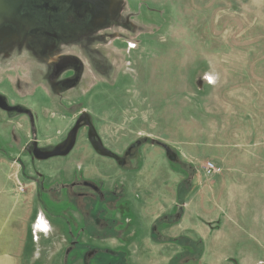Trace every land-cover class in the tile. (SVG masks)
Here are the masks:
<instances>
[{"label": "rangeland", "instance_id": "1", "mask_svg": "<svg viewBox=\"0 0 264 264\" xmlns=\"http://www.w3.org/2000/svg\"><path fill=\"white\" fill-rule=\"evenodd\" d=\"M105 2L98 0L101 9ZM109 2L111 13L100 15L101 9H96V18L86 5L79 27L63 24L62 39L48 41L45 52L38 45L44 37L34 40L31 54L25 46L30 42L20 44L15 35L9 45L14 54L0 60V71L16 77L12 86L0 84V90L12 93L5 99L18 117L13 139L17 150L7 152L19 164L14 166V189L33 207L27 223L31 261L24 264H78L72 258L65 261L68 243L63 228L74 225L77 213L59 188L70 184L84 160L85 175L102 178L109 187L118 181L124 194L153 174L167 200L179 189L189 191L181 218L173 225L202 235L203 261L192 257L195 261L189 264H264V0ZM17 4L28 2L0 0L1 11ZM23 10L20 14L25 16ZM27 15L37 23L27 24L30 32L40 31L45 14L31 10ZM55 26L53 30L62 27L56 22ZM117 29L120 35H113ZM3 41L9 44L8 39ZM28 51L31 56L35 51L47 54L35 61L28 59ZM83 52L91 54V60H84ZM23 55L27 63H14ZM34 62L42 69L46 90L36 85ZM66 81L69 87L63 86ZM81 114L89 115L104 142L118 153L149 139L136 151L135 171L123 172L114 160L96 155L86 128L79 131L67 157L40 161L27 150L30 138L42 147H53ZM27 117L33 121L31 134ZM4 123L2 151L10 146L3 141ZM150 139L171 147L181 164L169 162L165 149ZM209 162L216 172L207 173ZM101 168L107 170L104 177L97 173ZM39 174L42 184L57 188L52 189L53 196L42 193ZM159 193L156 190L154 196ZM40 214L44 220L37 223ZM110 247L106 246L118 248Z\"/></svg>", "mask_w": 264, "mask_h": 264}, {"label": "flooded vegetation", "instance_id": "2", "mask_svg": "<svg viewBox=\"0 0 264 264\" xmlns=\"http://www.w3.org/2000/svg\"><path fill=\"white\" fill-rule=\"evenodd\" d=\"M79 1L80 0H27L28 5L17 4L19 7H16L14 9L12 7L14 3L10 6H7V8L4 11H1L0 14V53L2 54L1 56L6 57L7 52L10 51V42L14 39L15 35L17 37V40H20V44H22L23 42H30L28 44H25V46L30 48L29 51L31 52V54L33 51L31 48V44L34 42V40H38L44 37L39 41L38 45L42 50L44 48L45 52V49L47 50V46L49 45L48 41L58 42L62 39L63 24L73 25V27H79L81 18L86 15V5L92 8L91 12L89 11L88 13H90L93 18L94 16L95 18L97 17L98 13L96 12V9H101V5L100 3H98V0H91L90 2H87L82 5H80ZM109 1L110 0H106V4L102 6L103 8L101 10H98V12L100 11V15H107L111 13L112 10L110 9L111 7ZM18 8L19 10H17ZM22 10L26 13L25 16H22V13L20 14ZM31 10L40 11L41 14L43 13L46 16L45 20L41 21L40 23V31H35V28L33 34L30 32L32 27L27 28V24H37L35 21L32 20V18L28 17L27 15V13ZM38 16L41 20V15L39 14ZM54 16L57 19L55 22L60 23L62 26L60 30H53V28H58L57 26H55V22L52 20L50 21L49 19L53 18ZM64 18L66 19V23H64ZM119 24L122 27H127L125 21H121ZM113 35H120L119 30L117 29L115 32H113ZM72 37L75 36L71 35V38ZM4 39H8V45H6L7 43H3ZM79 39L80 38H77V43L79 42ZM6 46L9 47L6 48ZM75 51L78 52L77 49ZM30 52L28 58L30 59V57H32L35 59V61L36 59H41L39 55L47 54L41 53L39 51H37L36 53L35 51V54L31 56ZM67 52L64 51L62 53L66 54ZM83 54L85 55L84 60L87 58L91 60V54L86 55L85 52H83ZM79 55L81 56L82 54ZM43 60H46V56ZM69 85L70 83L68 81L63 83L64 87H69ZM5 98L6 97H4L0 93V107H2L6 111L11 112V107L7 103V98ZM81 115L77 117L73 126ZM86 117L91 120L89 115L86 114ZM84 122L85 120L82 121V127L80 131L83 128L87 129L86 136L88 143L96 155L114 160L115 163H117L116 166L121 168L123 172L131 170L135 171L134 168H137L139 166H133L134 164L139 163L136 151L141 148L142 145L133 148H131V145L122 153H118L116 150H113L104 142L102 136L98 133V130L96 129L99 138L103 142L104 147L115 153L119 157V159L103 156L96 152L92 147L88 139L89 128L88 126L84 125ZM65 138L62 141H64ZM33 141L34 139L30 140L29 144L27 145V150H29L32 155L34 150V147L32 145ZM62 141H60L59 143H61ZM37 145L38 148L42 150H52L53 147L56 146L54 145L53 147H42L41 145H39V143ZM68 155L56 157H67ZM52 158L43 159L40 161H47ZM168 161L171 162L170 160ZM79 163H77L79 165L73 174V179L70 184H62L59 188V193L61 192L62 194L64 192L66 195V199L64 198L63 200H66V202L71 204L77 213V216H75L76 222L74 223V225L72 226L70 224H66V231H64L65 226L63 228V236L65 238L64 241L68 243L65 250V261L69 258H72L74 262L78 264H128L125 252H115L112 249L106 248V246L108 245L107 242H111L113 239L116 240V242H118L119 244L127 242L125 234L131 223L129 221V217H127L128 210L125 205V202H122L125 195L123 186L119 182L121 184L120 185L118 181H114L112 187L106 186L105 183H103L104 179L91 178L85 175V172L83 171V166L85 165V163H87L85 160L80 161ZM173 163L181 164L178 157L177 161ZM97 173L100 176L104 177L106 176L107 170L101 168L100 170H97ZM41 180H43V177L42 174H39V184L41 183ZM146 181L148 182V180ZM39 184H37V186ZM40 185L42 188V193L48 197L51 195L53 196L54 191L52 189H57L55 187L49 188L48 186L42 183ZM60 202L63 203L65 201L60 200ZM184 205V202L179 201L176 192L175 203L172 212L164 214L162 217L158 218L153 223V233L155 235H158L160 233L159 229L161 226H172L176 224V222L181 218ZM159 236L160 235H158L157 237ZM114 257L115 260L112 259Z\"/></svg>", "mask_w": 264, "mask_h": 264}, {"label": "crops", "instance_id": "3", "mask_svg": "<svg viewBox=\"0 0 264 264\" xmlns=\"http://www.w3.org/2000/svg\"><path fill=\"white\" fill-rule=\"evenodd\" d=\"M13 54L14 51L11 50L9 54H6V57L12 56ZM1 55L2 54H0V60L2 57ZM20 57L19 60H15L14 63L17 64V62L19 63L20 61L22 64L23 62L27 63L28 60H26L25 55H23L22 58ZM2 59L6 58L2 57ZM35 64L39 65L37 62H34L32 65L36 67ZM14 69L13 67L12 70ZM36 69H38L40 73ZM35 71L38 74L36 85H39V87L42 85L43 89L46 90L44 87L46 81L43 79L42 69L37 66ZM0 82L4 87L5 85L9 87L16 82V77L12 76L11 73L7 75L4 71H0ZM0 93L6 98L12 95L11 92H3L2 90H0ZM31 102V100L27 101V110L33 108ZM38 106L39 105H37V107ZM12 114L10 111L6 110H4L3 114L0 113V130L2 128L1 121L5 122L4 129L7 130V134L3 137V141L5 140L7 141L6 143L10 144V146L6 148V151L0 149V264L27 263V261H31V259L28 260V253L32 249V246L28 244L31 239V234L27 223L32 216L33 210L31 209L33 207H29L26 203V198L28 197L24 194L16 193L14 189L15 181L12 179V176H14L13 172L16 170L14 166L19 167L16 160H11L9 158V154L17 150L14 145L16 141H13V139L17 138L16 132L14 131L18 128L16 122L18 117ZM26 120L29 122L27 123L31 134V132H34L33 121H31V117H27ZM36 126H38V128L40 127L38 121ZM30 140H32V138H30ZM54 145H57V143ZM7 152H9V154H7ZM113 184L114 183H112V185ZM135 185L136 187H134L132 191H125L122 201L125 202L128 210L127 217H129L131 223L125 234L127 242L119 244L113 239L111 242H107V244H110V246L114 244L115 247H118L115 248L114 251L125 252L128 264H189L192 257H194L189 254L193 246L192 244L200 242L204 247L202 235L197 234V232L192 231V229L186 226L178 228L173 227V225L161 226L159 229L160 233L158 234L160 235L159 237L152 231V225L158 218L172 212L175 203V195L174 198L167 200L164 191L162 192L161 190L162 184H160V181L158 182L155 174L149 178L148 182L144 180L142 183H136ZM156 190H159L160 193L154 196ZM19 223H21L20 226H18ZM148 225H150V228ZM185 238H188L189 241L185 240ZM110 246L107 245V248ZM202 254L203 253H201V255ZM200 256L196 258L199 259V262H202L203 259L200 258Z\"/></svg>", "mask_w": 264, "mask_h": 264}, {"label": "water", "instance_id": "4", "mask_svg": "<svg viewBox=\"0 0 264 264\" xmlns=\"http://www.w3.org/2000/svg\"><path fill=\"white\" fill-rule=\"evenodd\" d=\"M85 120L84 125L88 126L89 131H88V139L94 148L96 152L99 154L106 156V157H111L114 159H119V157L113 153L112 151L108 150L107 148L104 147L102 140L99 138L96 127L92 123V121L86 117V114H82L78 120L76 121L75 125L73 128L69 131L67 137L65 138L64 141L61 143L57 144L56 146L53 147L52 150H42L38 148V142L34 140L32 142V145L34 147L33 150V157L38 159V160H43V159H48L56 156H66L70 154V152L74 149L77 143V136L78 133L82 127V121ZM149 141L148 138H144L142 140H138L135 143L132 144L131 148L133 147H138L142 145L143 143H147ZM150 143L152 145H159L163 147L166 151V155L168 159L171 162H176L177 161V154L176 152L169 147L167 144L157 140V139H150Z\"/></svg>", "mask_w": 264, "mask_h": 264}, {"label": "trees", "instance_id": "5", "mask_svg": "<svg viewBox=\"0 0 264 264\" xmlns=\"http://www.w3.org/2000/svg\"><path fill=\"white\" fill-rule=\"evenodd\" d=\"M181 188V187H180ZM189 191H182V189H179V191H177V195H178V199L180 202H183L185 200V195L188 193ZM180 240V239H179ZM177 240V241H179ZM185 240L189 241L188 238H185ZM193 246L191 247V252L189 253L191 256H194L198 258V256L201 255L202 251H203V246L200 242H196L194 244H192ZM174 264V263H172Z\"/></svg>", "mask_w": 264, "mask_h": 264}, {"label": "built area", "instance_id": "6", "mask_svg": "<svg viewBox=\"0 0 264 264\" xmlns=\"http://www.w3.org/2000/svg\"><path fill=\"white\" fill-rule=\"evenodd\" d=\"M218 169L216 168L215 164L212 162L207 163L206 166V171L207 173L211 174L216 172ZM44 219L42 218L41 214L38 215V217L36 218L37 223H40L41 221H43Z\"/></svg>", "mask_w": 264, "mask_h": 264}]
</instances>
